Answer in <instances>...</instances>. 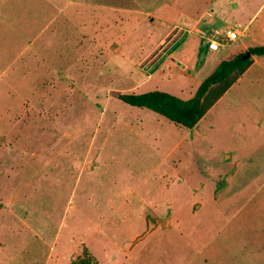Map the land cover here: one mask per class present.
<instances>
[{
  "label": "rangeland",
  "instance_id": "rangeland-1",
  "mask_svg": "<svg viewBox=\"0 0 264 264\" xmlns=\"http://www.w3.org/2000/svg\"><path fill=\"white\" fill-rule=\"evenodd\" d=\"M239 2L0 0V264H264V76L194 132L118 98L262 44Z\"/></svg>",
  "mask_w": 264,
  "mask_h": 264
},
{
  "label": "trees",
  "instance_id": "trees-1",
  "mask_svg": "<svg viewBox=\"0 0 264 264\" xmlns=\"http://www.w3.org/2000/svg\"><path fill=\"white\" fill-rule=\"evenodd\" d=\"M260 56H264V44L248 47L233 58L221 60L188 99L160 90L119 94L118 98L129 106L149 109L172 123L192 130L249 69L254 57ZM73 264L92 263L78 260Z\"/></svg>",
  "mask_w": 264,
  "mask_h": 264
},
{
  "label": "crops",
  "instance_id": "crops-1",
  "mask_svg": "<svg viewBox=\"0 0 264 264\" xmlns=\"http://www.w3.org/2000/svg\"><path fill=\"white\" fill-rule=\"evenodd\" d=\"M239 1H241V0H205V2H207L209 4L207 5V8H205V10L197 17L198 18H207V17L208 18H216V17H219V18H223V19L228 18L229 16L232 15L231 13L235 12L237 9L239 10V12H242L243 4H241ZM224 5H226V6H224ZM228 8H230V9H228ZM263 11H264V0H263L262 4L258 7L256 12L254 13V15L252 16V18L250 20V25H248L249 29L259 19V17L263 13ZM181 14L184 15L185 13L182 12ZM190 17L192 18V16H190ZM199 26L194 25L192 28V32H196L197 28ZM217 26H221V25H217ZM204 30L206 31V28ZM257 37L259 39L261 38L263 40L262 44H264V19L259 23V31L257 32ZM256 40H257V38H256ZM261 57H263V56L254 57L253 64L237 80V82L235 84H233V86L216 102V104H217V105L215 104L216 106L221 104V102L228 104L230 101H232L233 105H234V102H235L234 100L238 97L241 98L240 103H243V106L248 104L247 99H248V95H250V90L252 89V87L254 85L253 81L261 79L260 77L262 75L264 76V65L261 63V60H262V59H260ZM257 76H258V78H256ZM240 103H239V105H240ZM201 120H200V122H201ZM199 123L192 129L193 132L198 128Z\"/></svg>",
  "mask_w": 264,
  "mask_h": 264
},
{
  "label": "built area",
  "instance_id": "built-area-1",
  "mask_svg": "<svg viewBox=\"0 0 264 264\" xmlns=\"http://www.w3.org/2000/svg\"><path fill=\"white\" fill-rule=\"evenodd\" d=\"M213 40L209 42V48L213 51L218 50L221 46L227 45L226 42L234 41L238 38L239 33L234 30H226L224 32H220L219 30L213 31Z\"/></svg>",
  "mask_w": 264,
  "mask_h": 264
}]
</instances>
